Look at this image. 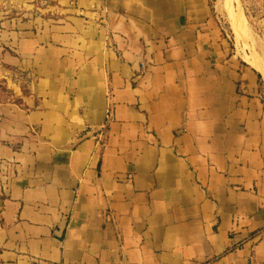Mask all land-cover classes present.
Returning <instances> with one entry per match:
<instances>
[{"label": "crops", "instance_id": "0c3cea01", "mask_svg": "<svg viewBox=\"0 0 264 264\" xmlns=\"http://www.w3.org/2000/svg\"><path fill=\"white\" fill-rule=\"evenodd\" d=\"M16 1L0 264H264V79L213 2Z\"/></svg>", "mask_w": 264, "mask_h": 264}, {"label": "rangeland", "instance_id": "374dc122", "mask_svg": "<svg viewBox=\"0 0 264 264\" xmlns=\"http://www.w3.org/2000/svg\"><path fill=\"white\" fill-rule=\"evenodd\" d=\"M210 1L213 2L216 11L222 17L220 18V20L227 34V40L230 44L233 43L237 55L240 58H243L244 55H250L252 53L255 56L257 55V57H259L260 59L262 58L261 60L264 62V8L261 5V3H259L258 0H238L237 3L235 2L231 3L233 7H237V5L241 6L239 7L240 11L243 17L245 18L246 26L249 29L247 38L245 39L244 42L241 40L240 45L238 47L233 39L232 32L228 25V20H226L227 17H226V13L224 12L225 10L221 7L224 6L225 0H210ZM26 4L27 3L25 2L18 3L16 0H0V18L22 12L23 10L20 7L22 6L24 7ZM253 69L255 68L253 67ZM15 78H17V75H15ZM27 81H28L27 78L24 75H22L21 76V83L23 84L22 87L26 86ZM11 99L15 100L16 98L13 96L12 91L5 83V80L3 78H0V101H6Z\"/></svg>", "mask_w": 264, "mask_h": 264}, {"label": "bare ground", "instance_id": "6f19581e", "mask_svg": "<svg viewBox=\"0 0 264 264\" xmlns=\"http://www.w3.org/2000/svg\"><path fill=\"white\" fill-rule=\"evenodd\" d=\"M237 1L238 0H225L224 6H221V7L225 10L224 12L226 13V17H227V19L226 18L225 19L228 20V25H229V28L232 32L233 39H234L236 45L239 47L240 41L242 40L244 42L245 39L247 38L248 33H249L248 32L249 29L247 28L245 18L243 17V15L240 11L239 7H241V6L237 5V7H233L231 5L232 2L237 3ZM248 42H251V41H248ZM241 45H242V43H241ZM242 51H243V49H242ZM241 59L244 60L246 63H248L252 68L254 67L262 75V78L264 79V62L261 60L262 58L260 59L259 57H257V55L255 56L254 54L251 53L250 55H244L243 58H241Z\"/></svg>", "mask_w": 264, "mask_h": 264}]
</instances>
